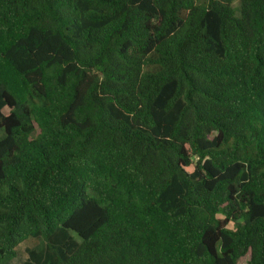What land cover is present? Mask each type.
Returning a JSON list of instances; mask_svg holds the SVG:
<instances>
[{"label":"trees","instance_id":"1","mask_svg":"<svg viewBox=\"0 0 264 264\" xmlns=\"http://www.w3.org/2000/svg\"><path fill=\"white\" fill-rule=\"evenodd\" d=\"M38 239L264 264V0H0V264Z\"/></svg>","mask_w":264,"mask_h":264},{"label":"rangeland","instance_id":"2","mask_svg":"<svg viewBox=\"0 0 264 264\" xmlns=\"http://www.w3.org/2000/svg\"><path fill=\"white\" fill-rule=\"evenodd\" d=\"M235 3H237V1H235ZM44 246V241L41 240V239H38V240H28V241H25L23 243V246H22V252L20 253L19 256H17L16 258L14 259H10L7 261L8 264H18L19 260L22 259V258H25L26 257V248L27 247H31V248H36V249H40ZM249 258H250V255L247 254L243 257H241L239 259V264H249L248 261H249Z\"/></svg>","mask_w":264,"mask_h":264}]
</instances>
